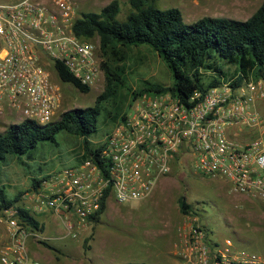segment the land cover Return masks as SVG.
<instances>
[{
	"label": "built area",
	"instance_id": "obj_1",
	"mask_svg": "<svg viewBox=\"0 0 264 264\" xmlns=\"http://www.w3.org/2000/svg\"><path fill=\"white\" fill-rule=\"evenodd\" d=\"M77 18L71 0H0V123L53 122L63 84L56 63L89 89L100 79L98 41L74 35ZM183 156L200 175L223 180L228 194L264 205V79L222 82L184 101L169 92L136 97L96 160L42 180L24 208L56 219L76 239L102 198L118 205L146 199ZM16 214L15 207L0 210L8 235L0 264H39L26 245L43 238ZM194 221L178 238V264H264V256L235 251L228 240L207 244Z\"/></svg>",
	"mask_w": 264,
	"mask_h": 264
},
{
	"label": "rangeland",
	"instance_id": "obj_2",
	"mask_svg": "<svg viewBox=\"0 0 264 264\" xmlns=\"http://www.w3.org/2000/svg\"><path fill=\"white\" fill-rule=\"evenodd\" d=\"M115 1L118 3L116 19L121 21L130 11L128 0ZM261 1L154 0L152 5L159 9L175 7L179 9L182 20L190 23L203 16L240 21L246 19ZM90 2H94L93 7L78 4V14L98 12L108 0ZM89 40L98 41L96 37ZM125 57L123 62L110 63L111 68L116 66L121 71V93L127 95L125 105L133 101L129 102L130 93L143 88L145 83L162 87L171 85L166 67L147 48H131ZM223 69L228 72L232 70L230 67ZM103 86V72L87 93H80L64 83L59 84L61 100L53 122L63 112L93 106ZM115 124L101 113L97 117L95 131L87 137L89 145L96 147L102 144ZM6 126L1 124L0 132ZM81 153V139L60 131L52 142H38L25 154L6 155L0 162V186L8 199L17 196L16 204L25 207L28 198L42 180L76 165ZM33 180L39 181L36 188L32 187ZM160 182L149 200L123 205L109 200L99 221L76 239L63 235L60 222L38 216L37 220L43 223L39 237L52 249L38 243H28V255L38 259L40 264H84L85 260L96 262L95 253L103 250L98 256L101 264H178V238L196 219L194 223L203 230L207 244H220L228 240L235 251L264 256V205L258 200L228 194L223 180L200 175L185 156L174 162L168 175ZM179 197L189 206L187 215L180 214L177 209L176 201ZM172 233L175 234L174 250L171 244ZM7 242L8 235L4 226L0 225V247Z\"/></svg>",
	"mask_w": 264,
	"mask_h": 264
},
{
	"label": "trees",
	"instance_id": "obj_3",
	"mask_svg": "<svg viewBox=\"0 0 264 264\" xmlns=\"http://www.w3.org/2000/svg\"><path fill=\"white\" fill-rule=\"evenodd\" d=\"M154 0H128L129 13L121 21L116 19L118 3L110 1L98 12L79 13L73 24V33L82 40L98 39L100 68L104 76L102 92L91 107L63 112L57 121L40 126L30 121L7 125L0 132V162L6 155L19 156L33 149L38 142L53 141L64 131L81 139L82 153L76 161L96 160L100 145L91 147L87 137L95 131L97 117L118 123L123 120L126 96L121 93L120 69L111 62H123L131 48L145 47L164 64L171 77V85L162 87L145 83L143 88L130 93L129 102L142 94L169 92L184 101L194 91L203 93L222 82L232 86L248 80L264 79V0L243 20L223 17H200L190 23L182 20L179 9H164L152 5ZM224 67L232 68L228 72ZM61 83L70 84L80 93L89 88L80 85L61 65L55 64ZM39 181L33 180L36 188ZM17 196L8 199L0 186V210L15 207L18 223L39 234L43 224L37 216L17 205ZM180 214L187 215L189 206L182 197L176 201ZM106 208L105 198L89 218L95 225ZM38 244L52 249L44 240ZM139 264V263H127Z\"/></svg>",
	"mask_w": 264,
	"mask_h": 264
},
{
	"label": "crops",
	"instance_id": "obj_4",
	"mask_svg": "<svg viewBox=\"0 0 264 264\" xmlns=\"http://www.w3.org/2000/svg\"><path fill=\"white\" fill-rule=\"evenodd\" d=\"M90 1H92V0H71V2L73 3V5L75 6V9H76V12L78 13L79 12V9H78V4L80 5V4H87L88 6H90V7H93L94 6V4H92V3H94V2H90ZM111 0H108V2H106L105 4H103L101 7H100V9L103 7V6H105L106 4H108L109 2H110ZM90 2V3H89ZM89 3V4H88ZM258 7V6H257ZM256 7V8H257ZM250 16V15H249ZM248 16V17H249ZM247 17V18H248ZM246 18V19H247ZM228 19H231V18H228ZM233 20H235V19H233ZM243 20H245V19H243ZM243 20H240V21H243ZM1 122V121H0ZM2 123H0V125H1ZM159 183H161V182H159ZM158 183V184H159ZM158 184L156 185V186H158ZM156 189V187L153 189V191L151 192V194L146 198V199H144V200H149L154 194V192L156 191L155 190ZM139 201H143V200H139ZM43 218L44 217H49V218H52V217H50V216H42ZM38 218V217H37ZM52 219H54V218H52ZM55 221H57L56 219H54ZM41 223V222H40ZM43 224V223H42ZM43 231V230H42ZM46 239V238H45ZM45 242V241H44ZM174 242H175V234H171V244H172V249L174 250V247H175V244H174ZM28 243H35V242H33L32 240H28V242H27V244ZM46 243V242H45ZM108 247H110V246H108ZM105 249V248H104ZM103 252V250H101V251H99L97 254L95 253V257H97V261L95 262V261H91V262H87L86 260H85V263L84 264H101V259H100V257H98L101 253ZM32 258V257H31ZM32 259H35V258H32ZM35 260H37L38 262H39V264H40V261L38 260V259H35ZM88 260H90V259H88ZM96 260V259H95ZM83 262V261H82ZM108 263H112V261H109ZM78 264H79V262H78Z\"/></svg>",
	"mask_w": 264,
	"mask_h": 264
}]
</instances>
